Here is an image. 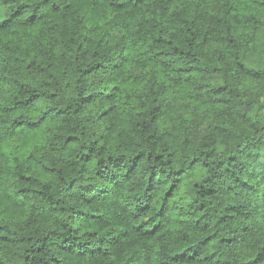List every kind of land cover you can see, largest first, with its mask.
<instances>
[{
    "label": "trees",
    "instance_id": "trees-1",
    "mask_svg": "<svg viewBox=\"0 0 264 264\" xmlns=\"http://www.w3.org/2000/svg\"><path fill=\"white\" fill-rule=\"evenodd\" d=\"M0 7V264H264V0Z\"/></svg>",
    "mask_w": 264,
    "mask_h": 264
},
{
    "label": "rangeland",
    "instance_id": "rangeland-1",
    "mask_svg": "<svg viewBox=\"0 0 264 264\" xmlns=\"http://www.w3.org/2000/svg\"><path fill=\"white\" fill-rule=\"evenodd\" d=\"M3 15L2 8L0 7V17ZM246 61L248 64L259 68L264 64V46L261 52H248L246 56Z\"/></svg>",
    "mask_w": 264,
    "mask_h": 264
}]
</instances>
